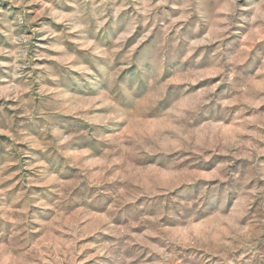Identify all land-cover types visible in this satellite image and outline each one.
I'll return each instance as SVG.
<instances>
[{
  "label": "rangeland",
  "instance_id": "374dc122",
  "mask_svg": "<svg viewBox=\"0 0 264 264\" xmlns=\"http://www.w3.org/2000/svg\"><path fill=\"white\" fill-rule=\"evenodd\" d=\"M0 264H264V0H0Z\"/></svg>",
  "mask_w": 264,
  "mask_h": 264
}]
</instances>
